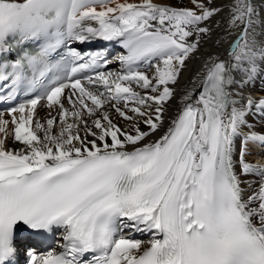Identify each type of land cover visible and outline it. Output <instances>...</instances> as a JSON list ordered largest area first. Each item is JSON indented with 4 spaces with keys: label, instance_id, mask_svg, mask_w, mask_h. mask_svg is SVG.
Instances as JSON below:
<instances>
[{
    "label": "snow or ice",
    "instance_id": "6c2138e0",
    "mask_svg": "<svg viewBox=\"0 0 264 264\" xmlns=\"http://www.w3.org/2000/svg\"><path fill=\"white\" fill-rule=\"evenodd\" d=\"M188 4L0 0V264H264V0Z\"/></svg>",
    "mask_w": 264,
    "mask_h": 264
},
{
    "label": "bare ground",
    "instance_id": "6f19581e",
    "mask_svg": "<svg viewBox=\"0 0 264 264\" xmlns=\"http://www.w3.org/2000/svg\"><path fill=\"white\" fill-rule=\"evenodd\" d=\"M187 0H183V4H185ZM129 2H139V0H129ZM155 2H164V3H171L173 5L179 6L181 0H155ZM231 2V0H215V3L217 6L220 5H227ZM215 20L221 21L220 27L214 30V33L212 35V38L210 40H207L205 42L200 50L199 53H197V57L193 58L192 61L189 62V68L192 69L194 67H198L200 64L204 62L206 59V54L207 53H212L213 55H218L221 59H227V52L229 49V45L232 43V41L235 40L236 36L239 34L240 29L237 28H232L229 29L227 25V9L225 8V11L222 12L220 15L215 17ZM215 21H213L214 23ZM261 27H264L262 25ZM258 31L261 29L258 28ZM219 41V43H217ZM119 67H113L111 69L107 70H118ZM189 73H185V76H188ZM52 115H55V112L51 113ZM40 120L44 121L49 118V111L47 112L45 110L44 113L40 114L37 116ZM248 122L250 125L253 127L251 129L245 128L243 129L244 132L248 131H254V132H259V133H264V117L260 116H249ZM253 146V149H255L256 155H260L259 160H262L264 163V154L263 152L259 153L263 148L264 144H261L259 142L256 143H251ZM8 148H19L21 147L18 143H13L11 139H9L7 143ZM134 239H139L142 241H147L150 239V236L147 234H141V233H135L133 234Z\"/></svg>",
    "mask_w": 264,
    "mask_h": 264
},
{
    "label": "rangeland",
    "instance_id": "374dc122",
    "mask_svg": "<svg viewBox=\"0 0 264 264\" xmlns=\"http://www.w3.org/2000/svg\"><path fill=\"white\" fill-rule=\"evenodd\" d=\"M185 4H186V6H190L189 4H188V0L185 2ZM120 67V66H119ZM45 110L48 112L49 111V109H44V110H41L39 113H38V115L37 116H39L40 114H42V113H44L45 112ZM10 120V119H9ZM252 149H253V146L251 145L250 146ZM254 150V153L256 152L255 151V149H253ZM264 153V152H263ZM253 154L252 153H249L248 152V154L245 156V160L247 161V162H249V163H252V164H260L261 163V161L260 160H255L254 158H252L253 156H252ZM255 156H257L256 155V153H255ZM260 156H257V158H259ZM260 159V158H259ZM257 161H260L259 163H254V162H257ZM248 177H246V179H245V181H247L248 182Z\"/></svg>",
    "mask_w": 264,
    "mask_h": 264
}]
</instances>
